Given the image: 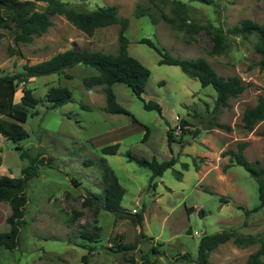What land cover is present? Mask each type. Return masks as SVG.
Instances as JSON below:
<instances>
[{
	"label": "rangeland",
	"instance_id": "rangeland-1",
	"mask_svg": "<svg viewBox=\"0 0 264 264\" xmlns=\"http://www.w3.org/2000/svg\"><path fill=\"white\" fill-rule=\"evenodd\" d=\"M67 1L84 8L116 4L118 15L129 18L127 50L150 74L140 96L124 82L112 83L117 102L128 112L104 109L103 85L88 91L84 88L82 77L96 72L92 66L75 64L62 73L28 78L26 85L40 100L28 108V116L21 122L27 136L15 142L0 134V175L18 176L28 162L19 156L16 143L32 154L43 152L49 163L39 164V173L27 182L26 222L20 229L19 245L12 249L0 246V264H83L84 253L89 264H130L127 256L132 253L138 259L144 253L156 256L155 264H196L203 234L229 227L244 234L263 233L264 204L253 209L260 203L257 180L242 165L230 161L225 152L236 150L238 141H246L245 155L264 165V122L258 121L247 131L241 120L242 110L255 104L259 95L264 97V69L258 64L256 35L228 32L244 17L264 23V0H182L186 3L182 27L163 19L151 0ZM137 3L150 6L157 22H151L146 14L135 16ZM160 4L173 15L172 0ZM44 5L45 1H37L38 8ZM51 21L30 42L17 44L20 53L10 54L12 40L3 36L0 73L18 72L25 62L34 63L73 46L117 50L118 23L98 27L88 35L61 14H53ZM217 27L225 33L226 43L219 53L212 51L211 34ZM143 36L174 55L204 56L219 74H238L244 90L230 97L227 105L214 109L216 91L212 85L201 84L179 65L159 62V53L139 40ZM22 85V81L18 83L15 101H19ZM52 85H65L71 93L69 100L48 107L45 94ZM149 99L161 105V114L144 106ZM181 119L186 120L184 128ZM215 120L230 128L217 127ZM115 143L114 153L102 151L103 146ZM127 153L158 161L171 156L176 160L150 182L151 169L129 159ZM102 158L125 188L120 204L126 211H140V221L102 208L94 212V207L82 203L81 193L101 192ZM11 212L12 206L0 199V231L9 228ZM82 229L93 232V239L82 237ZM139 232L144 237L134 249L115 250L114 241H137ZM257 247L258 243L239 246L230 239L214 248L209 260L211 264H246L248 254ZM183 252L188 254L177 259Z\"/></svg>",
	"mask_w": 264,
	"mask_h": 264
},
{
	"label": "trees",
	"instance_id": "trees-1",
	"mask_svg": "<svg viewBox=\"0 0 264 264\" xmlns=\"http://www.w3.org/2000/svg\"><path fill=\"white\" fill-rule=\"evenodd\" d=\"M37 1L0 0V41L5 35L11 38L12 43L8 44L10 54L20 53V50L16 47L20 42L28 43L35 34L44 32L52 24L51 16L53 14L65 16L77 28L88 35L93 34L98 27L118 23V47L115 52H111L73 46L57 51L51 56L34 63L25 62L22 65V69L18 72L0 73V134L15 142L28 135L21 122L26 120L28 108L35 107L40 100L34 95L33 89L26 85L29 77L49 73H62L65 68L75 64L89 65L96 69V72L83 76L82 83L87 91L91 90L94 85H103L106 99L104 109L112 112H128L127 109L117 102L112 83L115 81L124 82L137 96H140L150 74L149 68L139 59L129 54L127 50L128 38L125 31L129 24V18L118 15V6L116 4L84 8L77 2L67 0H42L45 1V5L43 8H38ZM151 1L160 8L163 19L172 24L177 22L178 27L186 24L184 17L186 3L184 1L172 0L174 2L171 6L173 15L167 14L160 4V2L166 3V0ZM197 1L207 2V0ZM144 14L148 15L153 23L159 19L150 9V6L137 3L134 15L141 16ZM228 32L236 35H247L250 33L256 35L255 49L260 53L258 64L260 68L264 69V23L244 17L231 26ZM211 38L213 40L212 51L215 53L222 52L226 47V43L225 33L221 28L217 27L211 34ZM139 40L146 42L159 53V62L179 65L186 74L197 78L201 84H211L216 91L214 109L227 105L230 97L238 95L245 88V83L238 74L233 73L227 76L219 74L204 56L182 57L158 46L149 37L143 36ZM21 81L23 82L21 86L22 93L19 101H15V92L18 83ZM70 95L71 93L65 85H52L46 91L45 100L49 102L48 107H56L69 100ZM81 105L85 106L86 104L81 103ZM144 106L146 108H155L161 114V105L155 100L144 101ZM241 120L243 128L247 131L252 130L258 121L264 122V97L262 95L257 97L255 104L242 110ZM185 122V119H181L180 126L183 127ZM213 123L217 127L230 128L224 122L215 120ZM147 132L148 130H146L145 134ZM261 134L264 135V126L261 129ZM167 136L169 140L173 138L171 127L167 129ZM245 146L246 141H238L237 149H229L225 154H229L230 161L242 165L257 180L260 203L253 207L255 210L264 204V165H258L257 161H251L243 151ZM16 148L19 151V156L21 158L26 157L28 162L21 167V173L18 176L0 175V199L7 201L12 206V212L9 216V228L0 231V246L9 249L19 245L20 229L26 222L27 182L30 177L39 173V164L49 163V159L43 152L32 154L27 148H23L18 143H16ZM116 149L117 143L102 147V151L105 153H114ZM127 156L129 159H134L137 163L146 165L151 169L150 182L153 177L161 175L176 160L173 156L161 161H158L155 157L149 159L132 153H127ZM194 165L198 168L197 162H194ZM183 166L187 167L188 163L184 162ZM179 175L180 172L178 171L176 176L179 177ZM100 177L103 182L101 192L94 195L89 192L81 193L82 203L94 207V212L102 208L113 212L115 216H129L140 221L142 218L140 211H126L120 204L125 188L119 182L113 169L106 164L104 158L101 159ZM220 198L222 199L223 197ZM72 219H74V216L71 217ZM80 234L88 240L93 239V232L87 229H82ZM142 237H144V234L139 232L137 241L121 242L116 240L114 241L115 250L126 252L129 249H134ZM230 239L239 246L258 243V247L248 254L246 264H263L264 232L256 235L244 234L235 227L203 234L199 239L197 254L194 259L196 264H211L209 260L210 252L220 243ZM152 249L157 251L155 246H152ZM187 254L188 252L179 253L177 259L178 257H185ZM156 258V256L150 257L147 253L141 254L139 259L134 253L127 256L130 264H155ZM81 260L83 264H89L87 253L82 254Z\"/></svg>",
	"mask_w": 264,
	"mask_h": 264
}]
</instances>
